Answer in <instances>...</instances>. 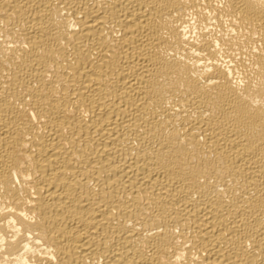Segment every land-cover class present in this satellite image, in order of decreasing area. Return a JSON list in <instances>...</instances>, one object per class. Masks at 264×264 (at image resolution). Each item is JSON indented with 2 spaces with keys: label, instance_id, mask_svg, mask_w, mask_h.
<instances>
[{
  "label": "bare ground",
  "instance_id": "bare-ground-1",
  "mask_svg": "<svg viewBox=\"0 0 264 264\" xmlns=\"http://www.w3.org/2000/svg\"><path fill=\"white\" fill-rule=\"evenodd\" d=\"M0 264H264V0H0Z\"/></svg>",
  "mask_w": 264,
  "mask_h": 264
}]
</instances>
